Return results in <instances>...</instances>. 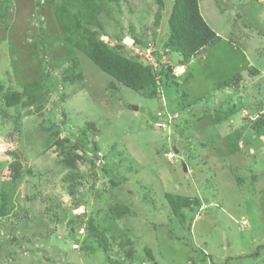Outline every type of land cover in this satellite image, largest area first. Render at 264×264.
<instances>
[{"label":"rangeland","instance_id":"374dc122","mask_svg":"<svg viewBox=\"0 0 264 264\" xmlns=\"http://www.w3.org/2000/svg\"><path fill=\"white\" fill-rule=\"evenodd\" d=\"M61 1L0 0V80L19 91L36 79L45 86L30 107L6 108L0 94V175L15 150L38 173L7 188L15 193L0 215V264H264V133L252 129L264 115V0H199L219 37L187 64L169 57L179 84L165 86L162 99L117 81L69 42L55 19ZM173 1L112 4L100 16L102 39L165 49ZM74 58L84 79L65 82ZM237 74L239 85L220 86ZM232 105L235 113L213 122ZM91 121L96 130L81 141ZM58 140L81 156L75 167ZM168 192L201 198L193 221L190 212L175 216ZM90 219L107 231L111 261L89 234ZM127 237L132 262L120 247Z\"/></svg>","mask_w":264,"mask_h":264},{"label":"trees","instance_id":"16d2710c","mask_svg":"<svg viewBox=\"0 0 264 264\" xmlns=\"http://www.w3.org/2000/svg\"><path fill=\"white\" fill-rule=\"evenodd\" d=\"M121 1L122 0H62L55 9V19L60 25L61 30L67 34L68 41L77 49L87 54L103 71L135 91H143L145 94L148 92L149 97L158 96L164 98V87L172 85L175 87V83H179L174 80L176 77L174 73L175 65L164 62L163 58L166 57L167 60L170 61L169 57L176 52L180 56L178 63L182 65L187 64L191 58L200 53L203 48L214 42L219 35L204 18L199 0H174L168 19L169 32L165 42V49H159L154 45V50L152 51V57L155 59L156 65L145 58L143 59V57L139 55H135L134 57L129 56L124 52V46H128L126 42L127 36L110 39V42L114 40V46H111L109 41L102 39L103 34H105V25L100 16L105 10L110 9L112 4H119ZM159 1L160 4H162L161 0ZM108 13L110 14L111 10L108 11ZM159 20L160 14L157 15V24ZM135 42L137 43V41ZM150 44L149 42L146 46ZM37 46L39 47L38 50H44L45 48L44 43L37 44ZM135 46L141 47L140 43H137ZM73 63V67H68L63 70L65 74L62 80L65 82L82 81L84 79L82 71L74 73V69L79 66V60L74 58ZM56 80L57 83L60 81L58 78H56ZM242 80V74H237L225 80L220 86L226 87L231 83L239 85ZM44 88L43 79H36L25 84L22 91L8 88L4 81L0 80V94L2 100L6 104V108L13 106L30 107L37 104L43 98ZM186 94L187 93L183 95L185 96ZM231 108L232 109L223 112V114L216 115L213 122L219 123L228 119L237 111H235V105H232ZM2 112L5 118L9 116L8 109H3ZM263 125L264 115L260 116L259 119L253 123L252 129L257 133L256 135L264 133ZM88 128L96 130L95 122H89L87 127L82 130V136L85 137V139L82 137L83 139L81 141L88 140ZM234 136H236V134H230L225 137L226 145L231 152L239 150V145L236 137L233 138ZM57 142V144L64 147L60 150L63 161L68 166L75 167L77 159H80L81 156L77 154L71 156V153L68 154V152H66L65 144L59 140ZM10 153L13 158L8 165L9 171H5L6 173H4V176L3 174L0 175L3 180H7L5 181L7 183L0 191V215L2 216L9 213L10 208H8L7 205L12 200V194L15 193L14 190L9 191L7 188L9 186L13 187L20 178L24 180L26 172L34 176L38 174L31 173L32 170H26L24 155L21 150L11 151ZM165 198L175 216L185 217L186 214L188 215L190 212L192 214L187 218L192 221L197 210L203 204L201 198L198 196L190 198L168 192L165 193ZM123 208L125 209H115L116 213L119 215V219L124 217L126 215L125 212L129 210L127 206ZM11 209H13V207H11ZM88 226L89 234L105 253V259L111 261L108 255L110 238L107 231L103 228H99L94 219L88 221ZM188 228H191V224ZM125 239L126 240H124L120 247L122 248V253H124V259L132 262L135 258V242L129 237Z\"/></svg>","mask_w":264,"mask_h":264},{"label":"built area","instance_id":"2783aa9c","mask_svg":"<svg viewBox=\"0 0 264 264\" xmlns=\"http://www.w3.org/2000/svg\"><path fill=\"white\" fill-rule=\"evenodd\" d=\"M126 42H128V40H126ZM130 47L134 48V52H136L137 55L143 57V59L145 58L146 60L156 65L155 59L152 57V51L154 50L153 45L150 44L148 46H145V48H142V52L139 50V47H136L135 45H130ZM163 61L167 63L169 62L166 57L163 58ZM243 224H246V221H244Z\"/></svg>","mask_w":264,"mask_h":264},{"label":"clouds","instance_id":"9594fccd","mask_svg":"<svg viewBox=\"0 0 264 264\" xmlns=\"http://www.w3.org/2000/svg\"><path fill=\"white\" fill-rule=\"evenodd\" d=\"M218 33V32H217ZM126 40H128V42H127V44H128V46L130 47V45H134L133 43V41L130 39V38H127ZM168 123V122H167Z\"/></svg>","mask_w":264,"mask_h":264}]
</instances>
